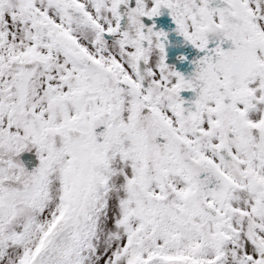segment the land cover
Returning a JSON list of instances; mask_svg holds the SVG:
<instances>
[{
	"label": "snow or ice",
	"instance_id": "1",
	"mask_svg": "<svg viewBox=\"0 0 264 264\" xmlns=\"http://www.w3.org/2000/svg\"><path fill=\"white\" fill-rule=\"evenodd\" d=\"M0 264H264V0H0Z\"/></svg>",
	"mask_w": 264,
	"mask_h": 264
}]
</instances>
